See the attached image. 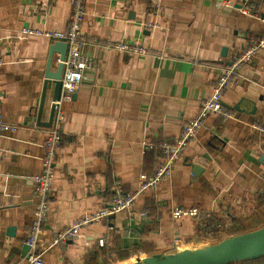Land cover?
<instances>
[{
	"label": "crops",
	"instance_id": "1",
	"mask_svg": "<svg viewBox=\"0 0 264 264\" xmlns=\"http://www.w3.org/2000/svg\"><path fill=\"white\" fill-rule=\"evenodd\" d=\"M232 1L233 7L220 0H85L81 49L94 66L61 106L38 244L43 264H123L264 224V135L252 128L264 125L263 47L239 65L221 93L222 113L206 115L164 183L135 197L128 209L81 227L78 238L49 246L57 231L107 206L115 187L133 192L152 175L161 160L159 144L173 142L198 114L219 68L264 34V0ZM70 13V0H0L1 109L4 122L17 127L0 140V264H27L23 246L36 205L34 178L42 171L51 127L31 117L53 40L20 37V30L64 33ZM121 39L142 41L148 53L108 47ZM52 91L48 83L42 121ZM180 209L205 217L173 218L171 211ZM99 237L105 247L97 245Z\"/></svg>",
	"mask_w": 264,
	"mask_h": 264
},
{
	"label": "built area",
	"instance_id": "2",
	"mask_svg": "<svg viewBox=\"0 0 264 264\" xmlns=\"http://www.w3.org/2000/svg\"><path fill=\"white\" fill-rule=\"evenodd\" d=\"M226 7H233L232 0H220ZM71 13L69 18V26L64 33L51 31L46 29H38L32 27H23L20 30V37L26 35H39L49 38L53 41L60 40L66 43V52L62 60L63 70L60 77V89L57 99L54 101L55 111L50 130L46 138L45 154L42 161V171L34 178L36 205L34 217L29 230V235L25 241L28 250L25 254L27 264H43L42 251L39 250V238L43 233V221L48 212L49 193L51 190L52 165L56 155V148L59 144V136L61 133V122L63 119L61 106L65 101H69L74 93L78 90L86 70L94 66V58L85 53L81 49L80 35L82 31V20L85 13V0H70ZM242 11L249 12L246 2H243ZM159 7L156 5V9ZM146 26H153L147 23ZM108 47L128 51L134 55L143 56L148 53V47L140 40L121 39L118 42H109ZM264 47V34L256 43L249 46L244 53L237 56L229 65H223L219 68L218 76L212 94L209 98L202 102L198 114L183 123L180 132L173 142L165 141L159 144L161 160L149 177H142L138 187L133 192H125L119 185L113 190L112 197L107 206L93 209L81 216L80 219L73 221L69 226L59 230L52 237L49 246L68 239H76L80 236V228L95 222H100L107 217L114 215L122 210L128 209L135 197L155 190L159 185L164 183L171 175L173 167L180 160L184 149L200 127L203 119L210 113H222L220 98L222 91L231 83L234 73L238 70L239 65L251 55L256 54L260 48ZM2 60L0 59V64ZM252 128L264 135V125L252 124ZM16 126L8 125L4 122L1 109L0 95V140L5 131H15ZM144 144H152V142L143 141ZM0 145V153H1ZM183 215L195 217H205L196 209L191 210H172L171 216L178 218ZM205 220H202V222ZM206 224V222L204 223ZM97 245L105 247L108 243L103 237L97 239ZM250 264H264V260Z\"/></svg>",
	"mask_w": 264,
	"mask_h": 264
},
{
	"label": "water",
	"instance_id": "3",
	"mask_svg": "<svg viewBox=\"0 0 264 264\" xmlns=\"http://www.w3.org/2000/svg\"><path fill=\"white\" fill-rule=\"evenodd\" d=\"M66 52V43L55 40L48 48L46 60L44 82L40 100L36 112L31 120L36 125L50 127L55 105L60 89V77L63 70L62 60ZM57 53V65L55 70H51L53 54ZM48 83L53 84L49 115L46 121L41 120L45 104V91ZM194 172L198 167L193 168ZM28 249L23 246V252ZM264 256V224L256 229L229 235L216 242L205 244L196 248H184L170 252H158L146 257H137L134 262L127 264H234L243 261L255 260Z\"/></svg>",
	"mask_w": 264,
	"mask_h": 264
},
{
	"label": "trees",
	"instance_id": "4",
	"mask_svg": "<svg viewBox=\"0 0 264 264\" xmlns=\"http://www.w3.org/2000/svg\"><path fill=\"white\" fill-rule=\"evenodd\" d=\"M59 140H60V136H59ZM264 260V256L263 257H260L258 259H255V260H250V261H243V262H240V264H250V263H256V262H260V261H263ZM104 264V263H103Z\"/></svg>",
	"mask_w": 264,
	"mask_h": 264
},
{
	"label": "rangeland",
	"instance_id": "5",
	"mask_svg": "<svg viewBox=\"0 0 264 264\" xmlns=\"http://www.w3.org/2000/svg\"><path fill=\"white\" fill-rule=\"evenodd\" d=\"M216 238V237H215ZM215 238H213V239H211L209 242L210 243H212V242H216V241H218V240H220V239H215ZM217 238H221L220 236H217ZM206 244H208V243H206ZM203 246V245H202ZM196 247H201V246H199V245H194V246H189V248H196ZM180 248H186V247H179L178 249H176V250H180Z\"/></svg>",
	"mask_w": 264,
	"mask_h": 264
},
{
	"label": "bare ground",
	"instance_id": "6",
	"mask_svg": "<svg viewBox=\"0 0 264 264\" xmlns=\"http://www.w3.org/2000/svg\"><path fill=\"white\" fill-rule=\"evenodd\" d=\"M181 249H184V248H180V250ZM132 262H134V258L131 257V258L127 259L126 261H124L123 264L132 263ZM117 264H122V263L120 262V263H117Z\"/></svg>",
	"mask_w": 264,
	"mask_h": 264
}]
</instances>
